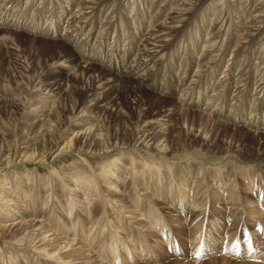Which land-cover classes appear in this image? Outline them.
I'll list each match as a JSON object with an SVG mask.
<instances>
[{"label":"rangeland","instance_id":"obj_1","mask_svg":"<svg viewBox=\"0 0 264 264\" xmlns=\"http://www.w3.org/2000/svg\"><path fill=\"white\" fill-rule=\"evenodd\" d=\"M6 1H8V0H6ZM21 1L22 2L24 1V4L20 3L21 5L17 8H14V6L17 5V1L16 0L13 1L14 3L10 6L11 10H9L10 13H9L8 20L4 22L5 24L1 23V25H0V99L2 98L1 101H9V100L16 101V100H18V101H20V103L22 102V104L25 103L24 105L26 106V110H24V111H26V112L29 111L28 114L26 112H24L25 114L22 113V116H20L21 117L20 118L16 114L17 111L12 110V109H7V112H5L4 106L1 107V104H0V130H1V128H3V130L7 129V130H10L9 133H13V134L18 135V136L23 135L25 128H26V126L22 125L23 123H21V122H24V120L37 118L40 115V113H38V111L40 112L42 107L48 106V104H50V108L55 109V111H56L57 106L56 107H52V106L54 104H56V102H57V104H59V103H62V101H63L65 106L60 105V110L62 109V107H65L68 111L67 113H69L68 116H71L72 112H74V110H72L73 105H74L73 104L74 100H73V98L71 100V97L66 96V95H70L69 92H71L73 87L75 88V86L77 85L74 83H76L77 81L80 80V75H79L80 73L77 72L78 69H73V65H71L72 62L70 61L71 59H66V58L70 57L72 52H69V51L66 52V49H63L64 47H62V45H61V42L66 43L65 37L67 35V32L64 28H60V26H62V27L65 26V24L63 23L64 18H66L65 19L66 22L68 21V19H69V21L71 19V16H69L67 18L68 13L65 14L63 17H62V13H60V11L63 10V8H61V6L67 7V4L65 2L66 0H29L28 2H27V0H21ZM183 1L184 0H179L177 2V5L174 6L175 8L172 7V10H171V8H170V10H167V12H165L166 17L163 20L167 19V16H168V18L171 17L172 12H174L175 10H178V8L181 6V4H183ZM217 1L218 0L212 1L213 3H212V9L210 12V16H207V17L200 16V17H197L196 19H194V20L198 21L196 26H195L196 21L193 20L194 21L193 25L187 27L185 29L186 33H184L181 37H179V40H178V48H177V53H176L177 58L175 57L176 61L178 60L179 62H181V61L183 62V60H184L183 63L185 64L186 63L185 62V54H189L195 49V51L193 53L189 54L190 57L186 58V59H188L187 63L189 62V64H190L188 68H190V70L192 69L193 66H194V68L191 71V73H187L186 75H184L182 77V81L185 82V87H190L194 84L195 79L197 78V84L195 83L196 84V87H195L196 92L194 94L196 97H197L198 91L200 94V93H202V91L204 89V87H202L204 85H201V84H205V82L203 80L205 79V81H207L209 78L211 79L220 71V69H219V67L221 65L220 62L223 64L222 65V72H224V73L227 72V73H229V75L228 76L220 75L219 79H217L216 82H219L220 80H227L228 83L229 82L231 83L230 74H231L232 70L229 72L228 71L229 69L234 68L233 73H234V71L235 72L237 71V73L240 74L239 79H240V77H242V73L245 72V71L242 72V70H244L242 67L245 66L244 67L245 69L248 67V71H249V63H250L249 61L251 60L250 59L251 57H250L249 53H247V52L241 54L242 57L244 56L242 61L237 59L234 56V54L231 55L232 51H229L228 54L222 55L224 50H222L221 46H218L219 49L217 48L215 50V52L210 54L209 56L204 55L205 54V52H204L205 48L203 47V45H204V43H206V40L209 39V35H211V34H212V36H214L215 34L221 35L224 31V28L226 29V27H228V25L224 21L228 17V15H226V14L229 12H226V11L229 10V7L234 8L233 7V5H234V6H237V8H240V10L242 9V7H240V5H237L238 1L236 4H234V2H233L234 0H229V1L227 0L228 2H226L225 6H223V9L226 8L227 10L226 9L223 10L225 13H223L224 17H222L221 14H217V12H216L217 9H213V8H215V5L217 7L220 6V4L217 3ZM132 2H133V0H131V2H130V0H127L128 5H129V3H132ZM148 2H150V1H148ZM255 2H256V0H255ZM117 3L118 4H116V6H113V8L115 7L114 11L118 8L119 5H122V0H120ZM152 3H156V0H151L150 3L146 4V5H148L145 7L147 9V11H149ZM156 4L159 6V8L161 7V2H158ZM256 4L257 3H255V5ZM255 5L250 4L249 10H248V16L252 15V12L255 11V7H254ZM4 6L5 5H3V4L0 5V14H1L2 10L7 9V6L6 7H4ZM27 7H29V8H27ZM132 7H133V5H131L130 8H132ZM137 7L138 6L136 5V8ZM23 8L26 9L27 14L29 12H31L30 15L28 14V16L26 17L28 20L30 19L29 21H34V20L36 21V18L38 17L39 12L42 9H44L42 19H40V26L46 28L49 25L50 27H52L51 25L56 23L58 25V33H59V36L57 37V39H54V38L48 37V36L47 37H44L41 35L37 36V34L30 33L28 31L18 30L17 27H11V28L7 27L11 23L10 22L11 17L13 16L12 20L15 18V12L16 11L22 12L24 10ZM111 8H109L110 10L107 7L103 8L101 10V13L105 12V15H103L102 17H104L105 19L109 18L111 16L110 14L113 11V8L112 9ZM136 8L134 10H136V12H137L138 8L137 9ZM156 8H158V7H156ZM208 8H210V7H208ZM77 10H78V8H75L73 13L76 12ZM208 10H210V9H207V11ZM152 13L154 14L156 12L154 11ZM235 13L236 14H234V15L235 16L237 15V17H238L237 11ZM148 14H149V12H148ZM153 14L152 15L149 14L150 19H151V16H153ZM130 15L133 17L134 13L132 12V14H129V17H130ZM219 15H220V17H219ZM215 16H216V18H215ZM145 17L148 18V16H145ZM155 17H156V15H155ZM60 19H62L63 22L62 21L60 22ZM144 20H145V18H144ZM163 20H160L156 26L161 25ZM205 20H206V23L204 24V28H203L200 25ZM220 21L224 22V24H226V25L224 27H221ZM110 22H114V18L112 16L109 18V22L108 21L104 22L101 20L98 24V25H101L100 31L98 32V34H94L92 36V39L89 41V42L96 41L98 43L97 44L95 42V47H96L95 50L97 52V49L101 48L100 54L103 50V47H101L102 44H100L99 41L102 39L104 40V38L108 36V40H109L108 42H110L111 35L115 33V30H110V28H109ZM170 22H172V21H168V23H170ZM116 23L118 25V22H116ZM215 24L217 27L215 26ZM179 25L180 24H178V26ZM66 26H68V25H66ZM212 27H213V30H211ZM234 27L235 26L233 25L232 29H234ZM182 29H183V27H182ZM3 30H11V31H14L16 33L10 34V33L5 32ZM127 30H128V32H127ZM150 30H152V27H151V29L148 30V32ZM148 32H147V34H148ZM203 32L206 33L205 34L206 38L201 43ZM243 33H244V31H243ZM68 34H69V31H68ZM124 35H127L129 38L130 37L133 38L130 42L133 41L132 42L133 47H135V48L129 50V47H128V45L130 43L129 42L128 45L126 46V49L124 50L125 54H127V55L132 54V52L134 53L135 51L139 50V52L135 53V55L130 58L131 61H133V63L130 66H133V68H134L135 66L138 65V64L135 65V63L140 59V55H142V53L140 51L144 49V46H142V45L145 43L148 36H145V38L143 39V42L140 45L141 47H140L137 45V43H140L141 40L135 35V31H134L132 25L124 28V30L120 33V37L116 35L117 38L116 37L115 38L117 39V42H119V43L124 42V39L122 40V37H121ZM36 38H39V39H36ZM115 38H114V40H115ZM96 39H99V40L97 41ZM119 39H121V40H119ZM171 40L172 41L168 40V42H170L169 45L170 44L173 45L174 43L176 44V38L174 39V37H173ZM224 40H223L222 44L224 42H226ZM173 41H175V42H173ZM53 42H56L57 44H55ZM105 43H107V42H105ZM199 44L201 46H199ZM66 45L73 49L74 54L79 53V54H81L82 57H84L83 53L82 52L80 53L75 48V46H73L69 43H66ZM139 47H140V49H139ZM168 47L169 48L171 47L172 51L175 48V46H173V47L168 46ZM169 48H167L165 50L163 49L162 51H159L157 54H155L154 58L155 57L156 58L153 60V62H152L153 64H150V66H147L148 65L147 63L142 62L143 64H146L145 67L147 68V69H145L144 73H141V72L138 73V74H140V73L146 74L145 79L142 80L145 84L142 81H140V86L142 88V91H140V89L137 87V84H136V82H137L136 78L137 77H135V76H137V75L135 74L134 76H132L130 74V73H133L134 71L128 72V69H126V68L124 69L123 74H121V73L118 74V72L116 73V71H114V72L111 71L110 74L112 75V77L107 76L109 78L106 77L105 80H111V78L116 77V75H118L120 77H125L126 79H128L127 86H128L129 91L122 92L121 89L116 91L114 98L118 99V106L115 108H112V106H111L109 108L110 112L106 113L105 115H99V117L97 116L96 119H93L94 117L91 116L92 113H88V114H90V117L87 114L88 116L84 115V117H82V118L87 117V119H90L92 117V119H91L92 122L95 121L94 123H92V125L94 124V126H97L98 124L103 122V126H102L103 130L106 131L109 129L110 132H112V133H115V132L118 133V135H120V137H118L119 140H123L122 134H124L125 132L129 133L128 139H131L134 137V134H130V133L135 132L136 134H140L142 132H146L145 130H148V129L150 131L149 132L150 134L154 133V134H156V136H159V137L162 136V134L164 133V136L166 137V143L168 145L167 150H168L169 157L170 158L173 157V160L175 159L176 162H179V161L187 162L184 165L182 163L172 165L173 169H177V170L181 171L182 172L181 176L186 173L185 168H187L189 174L190 173H192V174H190L188 176V178H186V185H184V181L182 182V188L180 190L176 189L179 187V185L182 181V178L179 175L180 174L179 172L174 173L172 175L171 173H169L167 171L166 168H163V169H161L160 173L159 172L156 173V175L160 174V176L157 178L155 176V178H156V179L154 178L155 181L153 179H151V181H153V182H148V183L145 182V180H144L145 178L143 179V177H146V176L143 175L141 177V174H140L141 183L144 185L143 189H147V192H146L140 188H139V190L138 189L134 190L132 188V183H131V181L133 179H135L134 177H136L135 176L136 171L138 174L139 173L138 169L142 170L144 168L142 165L143 163H141L140 161H137L138 164H136L137 162L135 161L134 165H135L136 170H134V171L132 170L134 172V175H133L132 171L128 170V169H130L129 163H123L122 160H121V163L118 165L117 169L112 168L113 166L108 165V168L106 171L109 173V176H108L109 179H108V177L107 178L106 177L104 178V176L102 177L101 171H99L100 173L97 172V176L101 178V179L98 178V182L100 184L99 189H101L100 191H99V189H93V188H91L90 191H85L87 189L86 188L87 185L81 186L82 192L84 189H85L84 192H86V195L82 196L81 199L84 202H86V200H84V199L87 198V199H89V201L91 200L92 201L91 204L92 203L93 204L89 207H87L89 204L88 205L84 204L85 206H83V208H81L79 210L77 209L79 207V205L76 206L77 208L76 207L74 208L75 212L79 211V213H83L84 216H85V214H87V216H88V213H89V211L91 212V210L95 211L96 209H99V211H100L99 213H97L98 214L97 216L92 218V220H93V221L91 220L92 222L90 221V219H87L89 224L86 223V226L83 227V229L85 228L84 232L88 233V235H89V232L92 231L91 235H89V236H92L95 232L94 236H92L88 239L89 240L88 241V245H89L88 251H90V253H91V255L88 256L89 261H90V258L92 257L91 258L92 262L96 261L95 264H101V263L102 264H109V263L112 264V262H108V261L104 260L103 258H99V254L97 252L101 251L100 249H102V247H100V244H101V246H103L102 244L109 246L113 242L112 238H116L118 236L117 237L118 239H120L122 237L127 239L128 235L133 234V231L129 234L126 232H122V231H116L114 228V225L115 226L118 225L117 224L118 222L115 221L116 219L110 220V218H106L103 215H102L103 218H101V212H102L101 205H102L103 200L105 199L104 201H106V205L110 208V210H109V208L106 206L107 207L106 209L109 213V216L113 217L114 214H119L120 211L122 214H124V212L128 211V210H126L127 205L123 206V204L128 203V206H131L135 202L134 199H136V200H140L141 207L139 206V208H137V211L135 212V216H133V217L131 216V214L125 213L126 220L124 219L125 223H124V221H123V223H124V225L128 224L127 226H130L133 229L140 228L138 231L140 233L143 232L142 233L143 234V241H145V242L140 243L138 241L139 243L135 242V243H133L134 244L133 245L131 243V240L128 239V243L121 246L122 247L121 249L123 250L122 252H124L123 254H121L122 259H123V264L124 263L125 264H256V263H249L253 260H256L257 263H263L264 262V252L263 251H262V253H261V251H259L257 255H253V256H250L247 253L244 255V257L242 256L243 260L245 259L246 261H249V262H240L239 260L234 261L233 256L229 257V255H226L224 252L223 253L226 256L220 257L219 252H220L221 247L219 244L218 234H220V235L222 234V233H219V226L223 227L225 230L227 229L225 231V234L226 233L230 234V233H236V230L239 228L237 223L242 222L243 226H245V225L253 226L255 221H260V222L262 221V219H263L262 217H261V220L259 219V217H256V216L252 218V215H254V213L247 212L245 210V208H242V205L238 208H237V206L235 208H232L230 206V204L233 203V201L231 200L232 192L236 193V195L239 196L242 194V189L247 191L248 195L254 201L255 198L252 196H255L256 192H258L260 194L261 191H259V188L261 189L264 186V180H263L264 179V172H262L260 174L259 173L261 171V169H260V170H256L253 175L246 176L245 175L246 171L244 168L237 169V171L235 172L236 175H235L233 170H223L222 169L221 173H218L219 176L216 177L215 174H213V170H215L214 169L215 165L213 163H212L214 165L213 167L210 165L211 167L206 166L207 168L204 167L206 169H203L202 166H198L196 164H191V162H189L191 160H189V159H188V161L182 160V159L193 158L195 155H200L201 157H205L206 159L207 158H213L214 160H218V161L223 160L226 157H241V158L250 159V161H251V163H253V165L263 163L264 162V130L262 129V126H259V124L256 121V118H254V115L249 114V113L246 114L247 112L243 116L239 115V118L240 117L242 118V119L240 118L239 123H241V120L246 119L247 121H251V125L249 124V126L247 123H241L239 125L228 124L224 120V116H222L221 118L214 117L213 115L210 116V112L206 111V108H207L206 106H201L199 108L198 107H191L192 109H187L186 107H183L180 103L182 98L177 91L179 86H180L179 82L181 81V79L179 78L181 68L179 69L176 66L178 64L176 62H174V60H173L174 58H173V54H172L174 52L169 50ZM112 49H113V47L111 46V50H109V52H110L109 54H112L113 51L118 53V51H117L118 49H116V50L115 49L112 50ZM217 51H219V52H217ZM164 52H165V54H164ZM182 52H185L184 55ZM261 53L258 52L259 56H261ZM94 54H95V52L94 53L88 52L87 56L84 57L83 59L79 56L82 59L80 61V66H82V68H86L87 67L86 62H88V63H92V64H94V65H96V66H98L104 70H108L107 68L104 67L105 63H103V59H101L100 61H99V59L97 60L98 57H96V56L93 57ZM170 54H172V55H170ZM121 55L119 57H121ZM181 55H182V58H179V57H181ZM191 55H193V56H191ZM211 56L212 57L214 56V59L210 61L209 58H212ZM223 56H224V59H222ZM206 57H208V58L206 59ZM220 57H221V59H220ZM189 58H190V60H189ZM142 59H143V57H142ZM191 59H193V60H191ZM245 59L247 60V63H246ZM234 60H237V61H234ZM244 62H245V64H244ZM183 63H181L179 67H183V70H186V72H187L188 71L187 66H186V64L183 65ZM69 66H72V67L70 68ZM158 67H160L159 68L160 70L158 69ZM253 68L255 69V66H253L252 69ZM215 71L217 73H215ZM240 71H241V73H239ZM254 71L255 70H252V74H248L247 72H245L246 75L248 74V77H246V78H248L249 81H251L254 85L256 83H258L257 86L255 85L252 87L253 88V90L251 91L252 95H253V92L255 91L254 90L255 87L257 90L255 92L257 93V92H259V90L262 91L261 86L264 85V69L262 72H259V73H261L260 76L257 75L258 73L254 74ZM127 73H129V74H127ZM59 74H65V76H62V78H58L56 81H54V80H52V81L50 80V82L48 81V78L52 79L51 77L59 76ZM162 74L166 75L167 77L172 74V76H174L176 79V83L174 84V86H171V90L169 91L170 93L169 92L168 93L162 92V88L164 87L166 82H163L161 77L157 78L158 75L161 76ZM209 76H211V77H209ZM97 77H98V74H96L94 76V78L96 79V81L94 82L96 84V89L99 90L96 93L97 94L99 93V95H101V100H102L103 94H106L109 90L107 88L103 89L102 88L103 86H100V85H102L101 83H103V81H104L102 79L105 78V76L102 75L101 76L102 78L101 77L97 78ZM201 77H203V80L199 79ZM155 79L157 80V82H156V85H158L157 88H155V86H153V85L152 86L150 85V83L154 82ZM236 79H237V77H236ZM82 80L85 81L86 80L85 77H82ZM53 81L61 84V86L63 88V92H65L64 94L57 95L58 92L53 91L52 86L51 85H50L51 87L49 86V84H52ZM45 82H47L48 84ZM209 83H210V80H209ZM224 83L225 82H223L222 84H219V86H218L219 91H221V92L216 90L213 96L208 95L210 97L205 96L206 98L203 97L202 94H200L199 96H201V99H205L206 101L207 100L210 101L209 98L212 97L211 100H213V102H212L211 106L214 105V102H215V106L218 105L220 95L223 92L222 89H224V86H223ZM206 84L208 85V82ZM214 85H215V83H214ZM19 88H21V89H19ZM76 88H77V90L82 89V87L78 86V85ZM234 88L236 89L235 92H237L236 87H232L231 89L228 87V90L230 89L229 93H225L227 90L223 92V95L224 96L226 95L225 100L227 102V107H228V103L231 104V100L234 99L233 97L232 98L230 97L231 93H234V91H233ZM188 94H190V93H188ZM216 96L218 98H216ZM257 96L258 97L264 96V91H263V93L259 92V94ZM13 99H15V100H13ZM235 100H236V102H238L237 98ZM252 100H253V98H251V101ZM170 101H171V103H170ZM28 104H29V106H28ZM261 104H262V106L260 107ZM261 104H260V102H258L255 105L258 108V111H260L259 114H260V116H262L261 117L262 121H264V99H263V103H261ZM35 105H36V107H35ZM251 106H252V103L250 105V108H251ZM230 107L232 109V106H230ZM230 107L227 108L228 110L226 111V112H228V114L232 113ZM34 108H35V110L38 109L36 111V113H34L35 112ZM115 110L120 112V113H117V114L121 115L120 117H116L117 114H115V112H114ZM32 111L34 114L30 113ZM187 111H188V113H187ZM210 111H212V110H210ZM250 111H251V109H250ZM29 114H31V115H29ZM195 114H197V115H195ZM16 116H18V117H16ZM25 116L26 117L28 116L29 119H27L28 117L26 118ZM201 116H205L208 118L211 117V119L213 120V123H215V121H218V122H221L223 124L230 125L231 130L226 131L225 130L226 128H224V127H219L218 125L208 123ZM251 116H253V117H251ZM249 117L251 118V120H249ZM97 118H98V120H97ZM25 123L27 124L28 122L25 121ZM253 123H255V124H253ZM256 124H257V126H259V128L256 127ZM152 125H155V127H152ZM251 126H254L255 128H253ZM162 129H164V132L163 133L159 132V130H162ZM22 130H24V131H22ZM194 158H196V157H194ZM242 161H248V160H242ZM139 164H141V165H139ZM134 165L132 166L133 168H134ZM102 166H104V165H102ZM218 167L224 168L223 166H218ZM110 168H111V170H110ZM31 169L35 170V165L31 166ZM88 169H90V170L88 171ZM88 169L86 170V173H88V176H90L89 173H91L93 175L94 174L93 170L89 167H88ZM108 169L110 170V172ZM113 170H115V171H113ZM200 171H202V172H200ZM117 172H119V174ZM229 172H232V173H229ZM142 173L145 174L144 171ZM226 173H229L228 178L226 177ZM258 174H259V176H258ZM44 175H45V172L42 171L40 176L42 178H47V176L46 175L44 176ZM117 175L120 176L119 179L115 177ZM127 175H128V177H126ZM243 175L246 178V180L249 181L248 183L243 182V178H242ZM260 175H262L263 178ZM36 177H37V179H39L40 178L39 174H38V176L36 175ZM110 177H112V179ZM210 177H212V178H210ZM257 177H260V179H258ZM11 178L13 181V176ZM215 178H218V179H216V183H218V184H216L215 181L213 180ZM14 179H15V177H14ZM106 179H108V180H106ZM114 179H118L115 181H117V187L121 188V189L118 188L120 191L117 190L115 187H110V182L114 181ZM46 180H47V182L41 181V182H35L34 183L35 185H40V187L39 188L34 187L33 193L31 195H33L36 198H34V197L31 198L32 202L30 201V203H28L29 207H31V208L34 207L33 206V205H35L33 203L34 199H36L37 203L38 202L41 203V200H42V202L46 203L47 195H50L51 197L48 200V204L43 205L44 206V207H42L43 214L40 216L42 218H44L45 213H46L47 214L46 218L48 217V218L52 219L53 217H55L56 220L65 221L64 216L67 217L68 214H66L65 211L62 212V210H63L62 205H67L66 203L68 202L67 199H69L70 193L67 189H65L66 187H64V186H63V188L65 189V192H63L64 191L63 188H59V187L55 188L53 190L51 185H53V183H54V185L58 183L57 182L58 179H57L56 175H52L51 180H49V179H46ZM220 180H224V181L226 180V182L228 184H230L234 180L235 181L233 182L231 188L228 191L223 192V194H221L220 193L221 189L219 188V186L221 184ZM256 181H259L257 186L255 185ZM204 182H205V184L211 182L212 185L214 187L216 186V188L218 189V191H219L218 192V194H219L218 202H215L217 204H215L214 201L212 200L211 193H208L209 194L208 202H205V203L202 202V200L205 198V195H206L204 190H203V192L201 191L202 187H206V185H207V184L205 185ZM236 182H238L240 185L236 184ZM211 183H210V186H211ZM251 183H252V185H251ZM151 184L160 185V188L162 189L161 192L157 193L156 191H154L155 189L154 190L152 189ZM89 185H91V184H89ZM187 185H188V187H186L185 191H186V194L189 195V199H190V196L192 195V192H193L195 201L198 200V203L201 202L202 205L207 209V214H209L208 215L209 221L206 220L207 222L205 223L207 225V230H206L205 234H207V239L209 238V241H210L208 246L213 248V249H211V254H213V255L204 259L202 262H199V263L194 261L193 259H192L193 261L190 260L189 253H188L189 244H193V241L190 240L193 236L191 238H188V237L191 234V228H192L193 223H194L193 219H194V217H196V214L194 213V208L192 207V205L190 203H188V201H190V200L188 198L186 200H183V198H182L183 192H181V190ZM15 186H18V185H15ZM224 186H225V183H223L222 188H224ZM239 186L241 189L239 188ZM0 188H1V186H0ZM1 189H2V191H5L4 187H2ZM31 189H32V187H30L29 189L24 188V192H26L28 190L31 191ZM93 190H94V192H93ZM95 190H97V191H95ZM199 190L202 193L199 192ZM261 190H262L263 194L262 195L260 194V196L264 197V190L263 189H261ZM99 192H102V193H99ZM133 192H136V193H133ZM35 193H37L36 196H35ZM62 193H64V195L62 196L64 198L59 199L61 197L60 195H62ZM138 193H140V198L138 197ZM197 193L199 194V196L197 195ZM95 195H96V197H95ZM57 196H59V197H57ZM178 196L180 198H182V200H183L181 203L178 201ZM72 198H74V197L72 196ZM78 199H80V197ZM60 201L65 203V204H61ZM89 201H88V203H89ZM117 201H119V202H117ZM150 201L152 203L153 202L154 203L152 204V203H150ZM241 201H242V199H241ZM121 202L123 204H121V206H120L119 204ZM255 204H256L255 209H257L256 213L260 214L259 197H258V201ZM80 205H81V203H80ZM153 205L155 207H157V208H155V210H154ZM146 206H149V207H151V209H153L151 211L153 212V214L155 216H156V214L157 215L159 214V216H162L164 219V222L166 219L168 221L167 224L169 223L172 228H170L168 225L167 226L172 230V233L176 237H178V239L180 240L184 250L182 251L180 249V255L179 256H181V257L175 255L178 260L175 259V257L170 258V256L165 251L164 252L159 251V250L164 248V245L160 242V239H162V232H164V226H166V224H164V223H163L164 225L160 224V223L155 224L154 217L151 218V215L149 214L150 208L146 207ZM86 207H87V209H86ZM122 207H123V209H122ZM142 207H144V208H142ZM146 208H148L147 211H146ZM231 208L235 210V212H236L235 216H233V213L230 211V210H232ZM38 210H41V209H38ZM23 211H25V210L21 209L19 213H21ZM148 211H149V213H148ZM23 213H24L23 214L24 217L22 215V217L15 222L16 224L18 222V224L17 225L15 224V226H18L20 224V222L22 221V219L26 218V216H27L26 213L25 212H23ZM201 214H203V207L201 208ZM118 216L119 215H117V218H118ZM149 216H150V218H149ZM202 217H204V216H202ZM235 217H237V223L235 222ZM30 218L28 220H31ZM80 218H81V216L79 218L78 217L76 218L75 216H73L72 221H75V223L78 225V223H80V221H81ZM151 219H153V220H151ZM173 219H175V220H173ZM177 220L181 224L176 223L175 221H177ZM213 220H216V222L211 224V221H213ZM142 221H144V222H142ZM44 222H45V219H44ZM47 222L49 223L50 221H47ZM98 222H100V223L98 224ZM108 222H110V223L113 222V223L110 224ZM137 223H140V225H138ZM153 223H154V225H153ZM191 223H192V225H191ZM95 224H96V226H95ZM142 225H144V226H142ZM162 225H163V228H160L159 229L160 231H159L158 226H162ZM178 225H180V226H178ZM215 225H216V229L213 227ZM262 228H263V233L261 234V236L262 235L264 236V226ZM17 229H19V228H16L15 231ZM142 229L143 230L145 229V230L143 231ZM103 230H104V232H103ZM220 230H222V229L220 228ZM257 232H258V230L254 231L255 234ZM56 234L60 235L59 232H57ZM96 234H97V236H96ZM110 234H112V235L115 234V235H113L114 236L113 237ZM257 234L260 235L259 232ZM15 236H17V235L13 234V233L12 234L9 233L7 235H0V238L2 237L1 241H5V243L6 242L9 243V242H13L14 240H16ZM214 236H216V238H213ZM92 238H96V240L94 239V241H92L93 240ZM133 238L135 239L136 237H133ZM187 238H188V241H187ZM37 240L38 239H36L34 241L37 242ZM227 240L231 241L232 238L223 239L222 242L223 241L227 242ZM36 242H35V244H38ZM196 244L197 245L194 249H197V247L199 245L197 240H196ZM262 244L263 243H261V245ZM34 246H37V245H34ZM141 247H143L144 250L141 249ZM127 253L131 255V258H130V255H127ZM149 254H150V256H149ZM215 254H217L219 256H217ZM153 255H155V256H153ZM6 256L9 257L11 255L7 254ZM151 256H153L152 258L155 257L154 261L152 259L151 260L148 259ZM192 256H193V252L191 253V257ZM127 257H129V258H127ZM134 257H135V259H134ZM94 258H96V260H93ZM222 258L231 259V260H233L234 263L233 262L228 263V262L222 260ZM116 260H118V259H116V257H115V262H116ZM182 260H184V261H182ZM147 261H149V263H146ZM94 262L92 264H94ZM82 263H84V262L81 261V262H77L75 264H82ZM91 263H89V264H91Z\"/></svg>","mask_w":264,"mask_h":264},{"label":"bare ground","instance_id":"obj_2","mask_svg":"<svg viewBox=\"0 0 264 264\" xmlns=\"http://www.w3.org/2000/svg\"><path fill=\"white\" fill-rule=\"evenodd\" d=\"M11 1L12 0L6 1L5 6L9 5L11 3ZM119 1L120 0H72V1L66 0L65 2L67 4V7L61 6V8H63V10L60 11V13H62V17L67 12H68L67 17L71 16L70 21H67L68 26L66 27V29H68V31H70V29H71L72 32L67 35L66 43L70 42L71 44L78 46V51L81 52L82 47H81V44L79 43L81 41V38L83 36H86L84 43L87 45L88 42L92 39V36L94 34H96L98 24L101 20L104 22L105 21L109 22V18L112 16L113 18L114 17L117 18L115 22H118V24L121 23L123 26L124 24L129 23V25L126 26V27H129L131 25V22H133L134 20H136L137 18L140 17L141 12H142L141 8H143L144 11H147V9L145 7L148 5H146V4L151 2V0H139V2H140L139 4H137L136 2H132V3H129V5L126 4L125 6L119 5L118 8L114 11L115 7L113 8V6H116V4H118L117 2H119ZM148 1H150V2H148ZM178 1L179 0H156V3L161 2V7L159 8V6L156 3H152L150 6V9L148 11L149 14L152 15L153 14L152 12H154V11L156 12V13H154V14H156V17L154 18V20H153L154 16H151V19H150V23L152 20V23L150 25L152 27V30H150L148 32V34L145 35V36H148V38L146 39L145 43L142 45V46H144V49L140 51L142 53V55H140V59L135 63V65H137V64L138 65L135 66L134 68H133V66L128 68V72L134 71L133 72L134 75L135 74L137 75V76H135V77H137L136 78L137 79L136 84H137V87L140 89V91H142V88L140 86V81L144 80L146 77V74H141V73H144L145 69H147L145 67L146 64H143V63H147L148 64L147 66H150V64H153L152 62L156 58V57L154 58V55L157 54L159 51H162L163 49L165 50V49L169 48L168 46L172 45V44L169 45L170 42H168V40L172 41L171 39L173 37H174V39L175 38L178 39L179 37H181L182 33H184L185 28L189 27L190 25H193L194 21H196V23H195V26H196L198 21L194 20V19H196L197 17H200V16H205V17L210 16L213 0H184L183 4H181V6L178 8V10H175L174 12H172L173 15L171 14V17L168 18V16H167V19L163 20L166 17L165 12H167V10H170V8L172 10V7L176 6ZM228 1L227 0H218L217 3L220 4V6L218 5L219 7H217L214 4L215 8H213V9H217L216 10L217 14H221L222 17H224L223 13H225L223 10L226 9V8L223 9V6H225L226 2H228ZM237 1H238L237 5H240V7H242V9L240 10V8H237V6H234V5H233L234 8L229 7V10L226 11V12H229L226 14V15H228V17L224 21V22H226L228 27H226V29L224 28V31L221 35L220 34L219 35L215 34L214 36H212V34L209 35V39L206 40L207 44L204 43V45H203V47L205 48L204 49L205 50L204 55L209 56L210 54L215 52V50L218 48V46H221L222 50H224L222 55L228 54L229 51H232L231 55L234 54V56L237 59L242 61L244 56L242 57L241 54L247 52V53H249V55L251 57V58L249 57L251 59V66H250L249 72H247V73L252 74V70H255L254 74L258 73L257 75L260 76L261 73H259V72H262L264 69V0H256V2H255V0H234L233 1L234 4H236ZM255 3H257V4L255 5ZM250 4L255 5L254 6L255 11L253 10L254 12H252V15L248 16V10H249ZM20 5H21L20 0H18V3H17V5L14 6V8H17ZM131 5H133L132 8H130ZM136 5L138 6L137 7L138 8L137 13L134 14V17L132 19L128 18L129 16H127L126 14H128L129 12L130 13L136 12V10H134L136 8ZM105 7H107L108 9L111 7L113 8L112 13L110 14L111 16L107 19L102 17L103 15H105V12L101 13V10ZM156 7H158V8H156ZM208 7H210V8H208ZM27 8H29V7H27ZM74 8H78V10L73 13V11L75 10ZM207 9H210V10L207 11ZM2 11H3V13L0 14V18L4 17V15L7 13V10H5V11L2 10ZM117 11L122 12L119 17H117V15H119V14H116ZM236 11L238 13V17H237V15L236 16L234 15V14H236L235 13ZM125 12H127V13H125ZM8 13H7V15H8ZM16 13H17V15L15 16V19L12 20L14 22L10 26H16L20 30H24V31L29 30L30 33L31 32H38L41 36L42 35L47 36L48 32H51L52 34L55 35L58 31L57 28L55 30H53V29L50 30L49 27L45 28L42 31V29L40 27H38L37 24L35 26L32 25V23L29 21L30 19L28 20L26 18L27 15L30 13L29 12L27 14L26 9H24L22 12L16 11ZM43 13H44V9H42L39 12L38 17L36 18V21L38 23H40V19H42ZM219 17H220V15H219ZM215 18H216V16H215ZM87 20H89L88 23L85 22ZM160 20H163L161 25L156 26ZM71 21H73V24H74L73 26H70ZM168 21H172V22L168 23ZM224 22H221V24H220L221 27H224L226 25V24H224ZM205 23H206V20L203 21L200 26L204 28ZM178 24H180V25L178 26ZM233 25L235 26L234 29H232ZM215 26H216V24H215ZM182 27H183V29H182ZM109 28H110V30H115L114 34L120 37V32H118V30L114 26L113 22L112 23L110 22ZM211 30H213V27ZM3 31L8 32L10 34L16 33V32L11 31V30H3ZM243 31H244V33H243ZM127 32H128V30H127ZM36 39H39V38H36ZM96 40L98 41L99 39H96ZM102 40H100V41H102ZM119 40H121V39H119ZM223 40L226 42H224L222 44ZM104 41L105 42L109 41L108 36L104 38ZM132 42H130L128 45L129 50L135 48V47H133ZM173 42H175V41H173ZM53 43L57 44L56 42H53ZM66 43L61 42L62 47H64L63 49H66V52H68V51L72 52L70 57L66 58V59H71L70 61L72 62L71 65H73V69H78L77 72L80 73L79 74L80 80L74 84H77L78 86L82 87L81 90H77V88H76L77 85H76L75 88L73 87L71 92H69L70 95H66V96H70L71 100H72V98L74 100L73 101L74 105L72 108V110H74V112H72V115L68 116L69 113H67L68 111L65 107H62V109L60 110V105L65 106L63 101H62V103H59V104H57V102H56V104H54V105L52 104L53 105L52 107L57 106L56 111H55V109L50 108V104H48V106L42 107L40 112L38 111V113H40V115L37 118L29 119L28 116H27L28 118L25 116L29 120H24V122H21V123H23L22 125L26 126L25 131L22 130V131H24L23 135L18 136V135H15L13 133H9L10 130H7V129L3 130V128H1V130H0V186H1V188L2 187L5 188V191H2V189L0 188V235H7L9 233H11V234L13 233V234L17 235V236H15L16 240H14L13 242H9V243H7V242L5 243V241H1L2 237L0 238V242H1L0 243V264H5V263L6 264H75V263L81 262V261L84 262L82 264L91 263L92 257L90 256L91 257L90 261L88 258V256L91 255L90 251H88V247H89V245H88L89 240L88 239L90 237L94 236L95 233L92 236H89V235H91L92 231L91 232L88 231L89 235L86 232H85L86 234H81V235H79V233L81 230L85 229V228L83 229V227L86 226V223L89 224L87 219H90V221H91L92 218L97 216L98 215L97 213H99L100 211H99V209H96L95 211L91 210V212L90 211H89V213L87 212L88 216H87V214H85V216H84L83 213H79V211L78 212L74 211V208L77 205H79V207L78 208L76 207V208L79 210V209L83 208V206H85L84 204H86V205L89 204L87 207H89L93 204V203L91 204L92 201L91 200L89 201V199H87V198L84 199V200H86L87 203L81 199L82 196L86 195V192H84L85 189L82 192L81 186L87 185V187H86L87 189L85 191H90L91 188L99 189L100 184L98 182V178H100V177L97 176V172L100 173L99 171H101L102 172L101 176L102 177L104 176V178L105 177L107 178L109 176V173L106 171L108 168V165L113 166L112 168L117 169L118 165L121 163V160H122L123 163H129V165H130V167H129L130 169H128L129 171H132V170L134 171V170H136L135 165H134L135 161L136 162L140 161L141 163H143L142 165L144 168L142 170L137 168L139 173L137 174V171H136V174H137V175L135 174L136 177L133 176L136 180L133 179L131 181L132 188L134 190H137V189L139 190V188H140L143 191L147 192V189H143L144 185L141 183V177L143 175L146 176V177H143V179L145 178L144 180L146 183L153 182V181H151V179L154 180L155 176H156V178L159 177L160 174L156 175V173L157 172L160 173L161 169H163V168H166L167 171L169 173H171L172 175L174 173L179 172L180 173L179 175L181 176L182 172L177 170V169H173L172 165H176V164H180V163H182L184 165L187 163L184 161L176 162L175 159L173 160V157H171V158L169 157L168 150H167L168 145L166 143V137L164 136V133H163L164 129L159 130V132L163 133L162 136H160V137L156 136V134H154V133L150 134L149 133L150 131L148 129V130H145L146 132H142L140 134H136L135 132L130 133V134H134V137L131 139H128L129 133L125 132L124 134H122L123 140H119L118 137H120V135H118V133H116V132L112 133V132H110L109 129L106 131L103 130V128H102L103 122H101L97 126H94V124L92 125V123L95 122V121L92 122V120H91L92 117H94L93 119H96L97 116L99 117V115H105L106 113L110 112L109 108L111 106H112V108H115L118 106V99L114 98V95H115L116 91H118L120 89L122 92L129 91L128 86H127L128 79H126L125 77H120V76L116 75V77L111 78V80H105L107 76L112 77V75L110 74L111 71L116 70L117 68H120V65L117 64V62L114 60V58L112 59L113 56L110 59H108L110 62L113 63V67H114L111 70L107 68L109 71L104 70V69H102V68H100V67H98L92 63H88V62H86L87 67L82 68V66H80V61L84 57H82L81 54H79V53H78L79 55L74 54L73 49L70 48L69 46H67ZM97 50H99V49H97ZM169 50H171V47L169 48ZM103 51H104V49L102 50V52ZM113 52L111 55H114V57L120 58L118 56L117 52H114V53ZM217 52H219V51H217ZM258 52L259 53L262 52L261 56H259ZM164 54H165V52H164ZM170 55H172V54H170ZM191 56H193V55H191ZM142 57H143V59H142ZM188 57H190V56H188ZM207 58L208 57H206V59ZM209 59H210V61L213 60L214 56L212 58H209ZM220 59H221V57H220ZM189 60H190V58H189ZM191 60H193V59H191ZM234 61H237V60H234ZM246 63H247V60H246ZM244 64H245V62H244ZM253 66H255V69L254 68L252 69ZM69 67L71 68L72 66H69ZM244 67H242V68L245 70ZM159 68L160 67H158V69ZM244 70H242V72ZM139 72H141V73L138 74ZM215 73H217V72L215 71ZM240 73H241V71H240ZM96 74H98L97 78H100L102 75L105 76V78L102 79L104 81H103V83H101L102 85H100V86H103L102 87L103 89L107 88L109 90L106 94H103L102 100H101V95H99V93L98 94L96 93L97 91H99L96 89V84L94 83L96 81V79L94 78V76ZM224 75L227 76V72H225ZM62 76H65V74H59V76L51 77L52 79L48 78V81L49 82H50V80L56 81L58 78H62ZM82 77H85L86 80L85 81L82 80ZM158 77H159V75L157 76V78ZM209 77H211V76H209ZM107 78H109V77H107ZM211 79H210V81H211ZM54 81L52 84H49V86L51 85L53 91L58 92L57 95L64 94L65 92H63V88H62L61 84H59L58 82H54ZM45 83H47V82H45ZM257 84L258 83H256L255 85L257 86ZM205 85H207V84H205ZM255 85L251 82V84L250 83L246 84L245 87H242V88L236 87L237 91L239 90V93H241V96L237 98L238 102L235 105H231L228 103V107H227V102L225 100L226 95L224 96L223 92H222V94L220 95V99L218 101V105L215 106V102H214V105L211 106L212 102H213V100H211V98H212L211 97V98H209L210 101L207 100L208 101L207 107L213 111V114L217 115L223 106L225 108H229L230 106H232V109L230 107V109L233 113V114L231 113L232 114L231 116L234 117L235 119L237 117L239 118V115H242V116L245 115L246 112H247L246 114H248V113L252 114V115H254V118H256V121L259 124V126H262V129L264 130V121H262V118H261L262 116H260V114H259L260 111H258V108L255 105L256 100H257V103L260 102V104H261V103H263L264 98L263 99L257 98L256 100H254V96H257L259 94V92L263 93L264 87L262 88V91L259 90V92L252 95L251 94V91L253 90L252 87ZM202 87H204V86H202ZM19 89H21V88H19ZM226 90L227 91L225 93H229L228 88ZM254 90H255V88H254ZM218 91H219V89H218ZM219 92H221V91H219ZM202 93H203V91H202ZM202 93H200V94H202ZM217 96H216V98H218ZM194 97H196V96L194 95ZM207 97H210V96L207 95ZM251 98H253L252 101H251ZM1 99H0V104H1V107L4 106L5 112H7V109L15 110V111H17L16 114L19 117L22 116V113L26 112V111H24V110H26V106L24 105L25 103L22 104V102L20 103V101H18V100H16V101H11V100L1 101ZM13 100H15V99H13ZM170 103H171V101H170ZM251 103H252V106L250 108ZM28 106H29V104H28ZM261 106H262V104L260 105V107ZM35 107H36V105H35ZM218 108H219V110H217ZM250 109H251V111H250ZM34 110H35V108H34ZM37 110H35L34 113H36ZM33 111L30 113L34 114ZM28 112L29 111H27L26 113L28 114ZM114 112H115V114L120 113L117 110H115ZM88 113H92V115H91L92 117L90 119H87V117L82 118V117H84V115L86 116ZM187 113H188V111H187ZM29 115H31V114H29ZM88 115L90 117V114H88ZM195 115H197V114H195ZM211 115L212 114H210V116ZM18 116H16V117H18ZM120 116H121L120 114L116 115V117H120ZM201 117L203 119H205L208 123L218 125L219 127L226 128L225 129L226 131L231 130L230 125L223 124V123L218 122V121H215V123H213V120L211 119V117H209L210 119L208 117H205V116H201ZM251 117H253V116H251ZM240 118H239V120H240ZM97 120H98V118H97ZM25 121L28 123L26 124ZM249 124L251 125V123H249ZM253 124H255V123H253ZM259 126H257V124H256L257 128H259ZM152 127H155V125H152ZM251 127L255 128L254 126H251ZM194 157H196V158H194ZM194 157L193 158H186V159H182V160L188 161V159H189V160H191V161H189V162H191V164H196L198 166H202L203 169H206L210 165L212 167L215 165V167H214L215 170H213V174H215L216 177L219 176L218 173H221L222 169L223 170H233L235 173L237 171V169H239V168H244L246 171L245 173H249L251 176L255 173L256 170H260L263 167L262 165H264V162L253 165V163H251L250 159L241 158V157H226L223 160H219V161L214 160L213 158H207L206 159L205 157H201L200 155H195ZM242 160H248V161H242ZM136 164H138V162ZM34 165H35V170L31 169V166H34ZM86 165L93 170V172H94L93 175L91 173H89L90 176H88V173H86V170L88 169V167ZM102 165H104V166H102ZM133 165H134V168L132 167ZM139 165H141V164H139ZM218 166H223L226 169L221 168V167L219 168ZM204 167H206V168H204ZM185 169H186V173L181 176L182 181H181L179 187L176 188L177 190H180L182 188V182L183 181H184V185H186V178H188V176L190 174H192V173H190V174L188 173L187 168H185ZM89 170L90 169H88V171ZM110 170H111V168H110ZM110 170H109V172H110ZM42 171L45 172V175L47 176V178H42L40 176ZM113 171H115V170H113ZM143 171L145 174L142 173ZM202 171H200V172H202ZM117 173L119 174V172H117ZM38 174L40 177L39 179H37V177H36V175L38 176ZM140 174H141V177H140ZM52 175H56L57 179H58L57 184L54 185V183H53V185H51L53 190L55 188H58V187L63 188V186H64V187H66L65 189H67L70 193L69 199H67V201H68L66 203L67 205H62V209H63L62 212L65 211V213L68 214L67 217L64 216L65 221L56 220L55 217H53L52 219L48 218V217L46 218V216H47L46 213H45V216L43 215L44 218H42L40 216L43 214L42 207H44L43 205L48 204V200L51 197L50 195L46 194L47 195L46 203L42 202V200H41V203H39V202L37 203L36 199H34L33 200V203L35 204V205H33L34 207L31 208V207H29V204H28V203H30L31 198L34 197L33 195H31L33 193L34 187L35 188L40 187V185H35L34 183L35 182H41V181L47 182L46 179L51 180ZM133 175H134V172H133ZM235 175H236V173H235ZM12 176H13V181L11 178ZM117 176H115V177L119 179L120 176L119 175H117ZM258 176H259V174H258ZM14 177H15V179H14ZM126 177H128V175ZM110 178L112 179V177H110ZM257 178L260 179V177H257ZM108 179H109V177H108ZM108 179H106V180H108ZM118 179H114V181H111V182L109 181L110 187H115L117 190L121 189V188L117 187V181H115ZM210 183H206L207 184L206 185L204 182L206 187H202L201 191L203 192V190H204V192L206 194L211 193L212 200L215 203V202H218V197H219L218 192L219 191L216 188V186L214 187L212 185V183L210 186ZM89 184H91V185H89ZM236 184L240 185L238 182H236ZM15 185H18V186H15ZM151 186H152V189L153 190L155 189L154 191H156L157 193L158 192L160 193L162 190L160 188V185L151 184ZM30 187H32L31 191L28 190V191L24 192V188L29 189ZM186 187H188V185L185 186L181 190V192H183V195H182L183 200H186L187 198L189 199V195L186 194V191H185ZM239 188H240V186H239ZM65 189L63 188V190H64L63 192H65ZM100 190L101 189H99V191ZM95 191H97V190H95ZM201 191L199 190V192H201ZM93 192H94V190H93ZM102 192H99V193H102ZM136 192H133V193H136ZM198 193H197V195L199 196ZM36 194L37 193H35V196H36ZM258 194L259 193L256 192V195H258ZM63 195H64V193H62V195H60L61 197L59 199L64 198V197H62ZM72 196L74 198H72ZM191 196L189 199L190 201H188V203H190L192 205V207L194 208V213L196 214V217H194V219H193L194 223L192 222L193 226L191 228V234L188 238L195 236L196 240L198 241L199 237L201 238V237L206 235L205 233L207 230V225L205 223L207 221H209V218H208L209 214H207V209L202 205L201 202L198 203V200L195 201L193 192H192ZM57 197H59V196H57ZM79 197H80V199H78ZM95 197H96V195H95ZM138 197L140 198V193H138ZM258 197H259V205H260V214L256 213V211H257V209H255L256 204L251 199V197L248 195L247 191H245L244 189H242V194L239 196H237L236 193L232 192L231 200L233 201V203H231L230 206L232 208H235L237 206V208H238L242 205V208H245V210L247 212L254 213V215H252V218L256 216V217H259V219L261 220V217H262L263 219H262L261 223H262V227H263L264 226V197H262L260 195ZM34 198H36V197H34ZM182 198H180L178 196V201L180 203L183 201ZM240 198L242 199V201ZM104 200L102 202V205L100 204L102 207L101 218H103L102 217V215H103L106 218H110V220L116 219L115 221L118 222L117 226L114 225V228L116 231H122V232H126L128 234L133 231V234L128 235L127 239L124 237L118 239L117 238L118 236L116 238H112L113 242L109 246L104 245V244H102L103 246H101V244H100V247H102V249H100L101 251H99L97 253L99 254V258H103L104 260H106L108 262H111V260H109V259H112L115 256L116 259H118V264H123V259H122L121 254H123L124 252H122L123 250L121 249L122 248L121 246L127 244L128 239L131 240V243H135L138 241L140 243L145 242V241H143V234H142L143 232L140 233L138 231L140 228L133 229L132 227L127 226L128 224L124 225V223H125L124 219L126 220L125 213L131 214L132 217L135 216V212L137 211V208H139V206L141 207L140 200L134 199L135 202L131 205L132 207L128 206V203L123 204L121 202L119 205L120 206H121V204H123V206L127 205L126 210H128V211L124 212V214H122L120 211L119 214H114L113 217L109 216V213L106 209L108 206L106 205V201H104ZM88 201H89V203H88ZM119 201H117V202H119ZM60 203L65 204L61 201H60ZM80 203H81V205H80ZM150 203H152V202L150 201ZM215 204H217V203H215ZM87 207H86V209H87ZM146 207H149V206H146ZM153 207H154V210H155V208H157L154 205H153ZM202 207H203V214H201V208ZM142 208H144V207H142ZM149 208H150L149 209L150 213H149V211H148V213L151 215V218L154 217L155 224H159V223L163 224L164 223V224H166V226H164V227L172 228L169 223L167 224L168 221L166 219L164 222V219L162 216H159V214L158 215L156 214V216H155L153 214V212L151 211L153 209H151V207H149ZM21 209L25 210L23 212H25L27 216H26V218H23L21 222L19 221L20 224L18 226H15V224H16L15 222L17 220H19L22 217V215L24 214L23 212L19 213ZM38 209H41V210H38ZM122 209H123V207H122ZM109 210H110V208H109ZM147 210H148V208H146V211ZM117 215H119L118 218H117ZM73 216H75L76 218L77 217L79 218L81 216L80 226H78L75 223V221H72ZM202 216H204V217H202ZM23 217H24V215H23ZM29 218L31 220H28ZM149 218H150V216H149ZM44 219H45V222H44ZM151 220H153V219H151ZM173 220H175V219H173ZM47 221H50V222L48 223ZM123 221H124V223H123ZM142 222H144V221H142ZM175 222L178 224H181L178 220ZM214 222H216V220L211 221V224H213ZM99 223L100 222H98V224ZM108 223H110V222H108ZM112 223L113 222H111L110 224H112ZM192 223H191V225H192ZM17 224H18V222H17ZM137 224L140 225V223H137ZM153 225H154V223H153ZM163 225L158 226L159 227L158 230L160 228H163ZM95 226H96V224H95ZM142 226H144V225H142ZM178 226H180V225H178ZM16 228H19V229H17L15 231ZM57 232H59L60 235H57L56 234ZM103 232H104V230H103ZM162 233H164V232H162ZM135 234H137V235H136V238L134 239L133 237H135ZM83 235H85V237H83L81 240L79 237H81ZM110 235H112V234H110ZM113 235H115V234H113ZM96 236H97V234H96ZM188 238H187V241H188ZM192 238L190 240L193 241ZM36 239H38L37 242L34 241ZM92 239H93L92 241H94V239L96 240V238H92ZM35 242L38 243L39 245L35 244ZM198 244H199V241H198ZM34 245H37V246H34ZM196 245H195V247H196ZM141 249H143V247H141ZM195 251H196V249L193 250V254L195 253ZM261 253H262V251H261ZM7 254H10L11 256L8 257V256H6ZM127 255H130V254L127 253ZM179 255H180V253H179ZM179 255H177V256H179ZM226 255H224V256H226ZM149 256H150V254H149ZM153 256H155V255H153ZM153 256L149 257L148 259H150V260L152 259L154 261L155 257L152 258ZM179 257H181V256H179ZM229 257H230V255H229ZM127 258H129V257H127ZM130 258H131V255H130ZM134 259H135V257H134ZM175 259H177V258H175ZM93 260H96V258H94ZM222 260H224L228 263L233 262V260L227 259V258L226 259L222 258ZM95 262H94V264H95ZM146 263H149V261H147Z\"/></svg>","mask_w":264,"mask_h":264}]
</instances>
